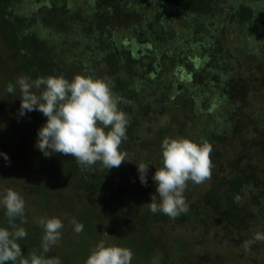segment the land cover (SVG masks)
<instances>
[{"label": "trees", "instance_id": "1", "mask_svg": "<svg viewBox=\"0 0 264 264\" xmlns=\"http://www.w3.org/2000/svg\"><path fill=\"white\" fill-rule=\"evenodd\" d=\"M232 31L238 43L228 41ZM263 31L264 0H0V40L9 56L17 59V71L23 76L71 80L76 74L91 75L107 80L122 98L119 107L128 114L129 125L120 150L130 160L121 172L132 175L140 162L161 167L165 137L207 140L212 145L211 180H219L197 199L184 193L189 210L176 219L150 211L148 204L157 186H143V200L120 194L123 210L143 230L151 229L154 222L162 225L193 217L205 227L220 219L247 229L253 212L241 211L242 199H235L243 193L264 218V70L260 71L264 50L251 58L244 42ZM260 73L261 78H255ZM7 78L6 85L11 80ZM17 90L12 96L19 101L11 105L20 109ZM26 120L16 126L33 130L38 139L47 117L40 111L33 116L37 130L23 127ZM45 158L56 170L59 188L65 187L57 194L66 213H76L75 219L84 225L82 251L99 234L93 206L118 184L120 170L111 174L99 163L93 170H81L74 157L61 153ZM37 191L45 202L50 200L47 187ZM112 233L132 251L151 250L141 234ZM22 241L25 258L33 251L40 253L42 242ZM52 252L47 255L59 257L61 264H73L63 258L66 252ZM86 252L82 264L90 253ZM6 264H19V260Z\"/></svg>", "mask_w": 264, "mask_h": 264}, {"label": "clouds", "instance_id": "2", "mask_svg": "<svg viewBox=\"0 0 264 264\" xmlns=\"http://www.w3.org/2000/svg\"><path fill=\"white\" fill-rule=\"evenodd\" d=\"M16 85L22 100L19 114L38 110L47 117L38 130L36 143L45 157L52 153L74 157L81 170H93L97 163L110 170L129 160L127 153L120 150L127 139L129 117L119 107L122 98L113 93L107 80L86 74H76L71 80L54 75L36 79L20 76ZM14 91V85L8 84L7 92ZM161 148L162 166L156 167L152 177L157 187L148 207L152 213L161 212L176 219L189 210L184 195L189 182L200 185L211 179L213 148L207 140L198 143L183 136L165 137ZM3 155L10 163L7 154ZM137 164L140 182L146 186L149 164ZM235 199L239 202L240 197ZM0 205L5 208L10 225L0 227V264L17 260L19 264H61L59 257L47 255L61 239L64 225L60 218L41 217L37 221L44 229L41 251L39 254L33 251L25 258L19 241L26 238L27 231L14 223L17 218L26 222L25 200L18 191L8 188ZM71 223L77 234L83 231L84 225L75 218ZM257 242H264V232L245 240V251ZM133 255L130 248L107 244L101 239L86 264H131Z\"/></svg>", "mask_w": 264, "mask_h": 264}, {"label": "rangeland", "instance_id": "3", "mask_svg": "<svg viewBox=\"0 0 264 264\" xmlns=\"http://www.w3.org/2000/svg\"><path fill=\"white\" fill-rule=\"evenodd\" d=\"M227 36L228 41L233 43H238L240 40L233 31L231 35ZM244 42H246V50L249 56L251 58L252 55L258 56L264 50V31L256 39L251 37ZM17 68V59L9 56L0 40V199L6 194L8 188L18 191L23 197L25 200L24 220L26 222L22 223L18 218L19 222L15 221L16 223H14L17 227L25 228L27 239L30 238L33 242L38 241L41 243L44 229L37 221L41 217L56 216L61 220L66 219V223H63L64 227L61 230L60 241L52 248L53 252H50L53 255L54 251L66 252L67 255H62L63 258H68L73 264H82L83 251L91 253V250L101 239H104L107 244L121 246L112 230L125 231V233L129 232L135 235L141 234L146 242H149L150 251L144 253L133 251L131 264H264V242L254 243L247 252L243 247L245 240L252 239L257 232H264V227L260 228L264 223V218L254 212L249 203L250 198L246 196V193L240 195L242 203L245 204V207H243V204L240 206V210L242 211L243 208L245 212H253L250 222L246 217L249 222L247 229L237 227V223L230 222V225L226 222L220 223L218 217L216 222L213 221L211 225L205 227L197 217H193L192 221H167L162 225L159 222H154L151 229L143 230L137 223L136 218L128 217L130 212H125L126 210H123V206L120 205L119 201L122 192L125 193L124 197H128L130 193L129 197L138 195L140 198L143 186H145L140 182L138 164L132 175L121 172L129 167L127 165L130 160L128 155L127 159L129 160L124 161L118 168L110 169L111 174L115 173L116 170H120L119 175H116L118 184L112 190L104 193L106 195L105 200H97L95 206H93L99 223V234L95 235L94 238L92 237L93 240L85 245V249L79 251V245L83 243L84 237L81 233L77 234L73 230L74 226L71 221L75 218L76 213L73 215H70L69 212L66 213L63 200H60L57 194L58 190L61 191L65 187L59 188L57 179L54 177L56 170L48 166L45 155L36 147L37 139L32 135L33 130L30 132L16 126L19 121L27 119V124L22 122L23 127L33 126L34 130H37L35 129L33 116H36L38 111L27 112L29 115L24 118L19 114L18 106L11 105L13 102L18 103L19 98L15 99L12 94L7 92L8 85L3 81L7 80V77L11 78V80H8L9 84L11 83L14 88L16 87L14 94H17L19 87L16 85V81L18 77L23 76L20 71H17ZM263 70L264 66L260 71ZM257 76L261 78L262 75L261 73L255 75V78ZM3 154H7L10 163L4 159ZM155 171L156 165L151 163L147 173L148 182L146 186H157L152 179ZM218 180L210 179L200 185L189 182L185 195L197 199L199 193L205 192L214 181ZM40 186L48 188L50 192L49 201L45 202V198L37 191ZM237 194L239 195V193ZM145 198L141 197L140 199ZM46 203H48L47 208L44 206ZM82 203L86 202L83 200ZM126 216L129 219L128 222V219H125ZM6 218V210L0 205V226L10 228ZM136 239H138L137 236ZM138 241L142 242L141 240ZM22 242V240L19 241L20 245Z\"/></svg>", "mask_w": 264, "mask_h": 264}]
</instances>
